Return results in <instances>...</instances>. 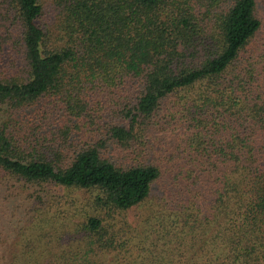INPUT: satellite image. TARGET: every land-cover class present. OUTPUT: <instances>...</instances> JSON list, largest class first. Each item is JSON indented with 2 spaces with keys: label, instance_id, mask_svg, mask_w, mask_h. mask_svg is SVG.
<instances>
[{
  "label": "trees",
  "instance_id": "trees-1",
  "mask_svg": "<svg viewBox=\"0 0 264 264\" xmlns=\"http://www.w3.org/2000/svg\"><path fill=\"white\" fill-rule=\"evenodd\" d=\"M46 1L0 0V264H264L258 0Z\"/></svg>",
  "mask_w": 264,
  "mask_h": 264
},
{
  "label": "rangeland",
  "instance_id": "rangeland-1",
  "mask_svg": "<svg viewBox=\"0 0 264 264\" xmlns=\"http://www.w3.org/2000/svg\"><path fill=\"white\" fill-rule=\"evenodd\" d=\"M258 2H259V11L261 12L260 14H261L262 17H264V2H262L261 0H258ZM46 3H47V1L44 0V7H45ZM44 7H43V9H44ZM46 9L47 10H46V13H45V21L46 22H50L51 13L49 11V6H46ZM17 54H18L17 57L19 59V53H17Z\"/></svg>",
  "mask_w": 264,
  "mask_h": 264
}]
</instances>
